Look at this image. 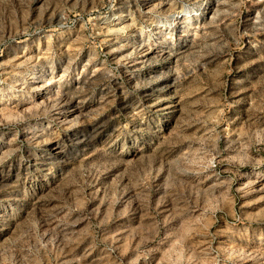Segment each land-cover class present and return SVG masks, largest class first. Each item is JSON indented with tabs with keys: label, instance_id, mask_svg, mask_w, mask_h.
<instances>
[{
	"label": "rangeland",
	"instance_id": "374dc122",
	"mask_svg": "<svg viewBox=\"0 0 264 264\" xmlns=\"http://www.w3.org/2000/svg\"><path fill=\"white\" fill-rule=\"evenodd\" d=\"M0 264H264V0H0Z\"/></svg>",
	"mask_w": 264,
	"mask_h": 264
}]
</instances>
